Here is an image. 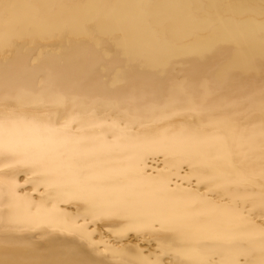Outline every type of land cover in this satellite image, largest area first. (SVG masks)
<instances>
[{
    "label": "bare ground",
    "instance_id": "obj_1",
    "mask_svg": "<svg viewBox=\"0 0 264 264\" xmlns=\"http://www.w3.org/2000/svg\"><path fill=\"white\" fill-rule=\"evenodd\" d=\"M5 119L0 264H264V0H0Z\"/></svg>",
    "mask_w": 264,
    "mask_h": 264
},
{
    "label": "snow or ice",
    "instance_id": "obj_2",
    "mask_svg": "<svg viewBox=\"0 0 264 264\" xmlns=\"http://www.w3.org/2000/svg\"><path fill=\"white\" fill-rule=\"evenodd\" d=\"M71 130L68 122L53 127L36 122L21 124L9 119L0 120V153L15 155L22 163L32 164L45 173L55 174L64 168L74 166L73 154L64 147L67 142L66 137ZM72 142L79 144L76 138H73ZM128 264H162V262L142 260L129 261ZM196 264H212V262L198 261Z\"/></svg>",
    "mask_w": 264,
    "mask_h": 264
}]
</instances>
